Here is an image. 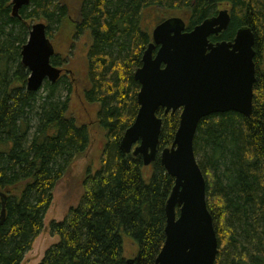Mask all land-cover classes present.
Returning a JSON list of instances; mask_svg holds the SVG:
<instances>
[{"label":"trees","instance_id":"1","mask_svg":"<svg viewBox=\"0 0 264 264\" xmlns=\"http://www.w3.org/2000/svg\"><path fill=\"white\" fill-rule=\"evenodd\" d=\"M11 1L0 0V213L1 195L5 202L0 264H22L43 227L55 185L92 142L90 128L70 112V80L45 81L40 90L30 92L29 72L21 63V48L34 20L47 23V37L63 20L72 24L67 2L29 0L14 17ZM76 4L73 38L87 33L90 40L89 83L82 97L97 105L95 124L103 139L97 167L88 165L84 170L77 202L62 220L49 224L58 241L38 264H126V239L136 247L135 264L154 262L165 241L164 208L174 185L159 156L173 142L180 110L167 115L162 108L156 112L163 123L156 159L150 165L144 166L140 155L120 150V140L139 108L140 85L134 72L151 41V28L143 23L152 13H163L157 25L174 17L170 13L181 12L191 30L222 7L228 10L230 23L211 41L232 40L242 26L254 33L252 113L228 111L202 118L193 150L205 178L207 208L218 241L215 264H264V0H80ZM51 64L58 66L60 59L53 56Z\"/></svg>","mask_w":264,"mask_h":264},{"label":"water","instance_id":"2","mask_svg":"<svg viewBox=\"0 0 264 264\" xmlns=\"http://www.w3.org/2000/svg\"><path fill=\"white\" fill-rule=\"evenodd\" d=\"M29 0H12L11 14L18 16ZM230 15L222 9L187 30L182 18L169 17L151 32V42L134 72L139 83V106L133 123L125 130L119 148L140 155L144 166L157 155L164 114L180 110L179 124L170 147L159 161L174 185L165 204V241L152 264H215L218 241L207 208L206 182L196 160L193 139L200 120L208 115L234 111L252 113L255 37L248 26L239 27L232 40L212 42L228 28ZM21 63L28 70L26 89L40 90L45 81L54 83L61 70L51 64L54 49L46 25H31L21 48ZM0 224L5 218L1 195ZM126 264H135L128 258Z\"/></svg>","mask_w":264,"mask_h":264},{"label":"rangeland","instance_id":"3","mask_svg":"<svg viewBox=\"0 0 264 264\" xmlns=\"http://www.w3.org/2000/svg\"><path fill=\"white\" fill-rule=\"evenodd\" d=\"M68 4V16L70 22L66 20L59 26L52 27L51 37H48L54 49V56L60 59V64L56 66L61 70L59 78H67L72 83V93H70V112L78 121L83 122L90 128L92 142L86 152L72 161L64 176L55 185L52 193V200L43 217V227L32 243L31 249L25 254L22 264H38L45 251L58 241L56 236L49 232V224L52 221H60L66 215L69 206L75 204L81 195V180L86 166L97 167L98 155L103 139V134L95 124L97 105L88 103L82 97L83 90L88 86L86 54L89 45V36L83 33L79 39L74 40L72 31L73 23L77 20V4L80 0H64ZM79 5V4H78ZM224 9L223 7L221 10ZM174 17L186 20V14L181 12L170 13ZM163 16V13H152L146 17L143 24L151 28L156 25V20ZM149 21V22H148ZM37 22L47 23L42 20ZM151 42V41H150ZM58 78V79H59ZM43 91H40L42 94ZM124 252L127 258H133L136 253L135 245L128 239L124 241Z\"/></svg>","mask_w":264,"mask_h":264},{"label":"flooded vegetation","instance_id":"4","mask_svg":"<svg viewBox=\"0 0 264 264\" xmlns=\"http://www.w3.org/2000/svg\"><path fill=\"white\" fill-rule=\"evenodd\" d=\"M221 33H222V32H221ZM221 33H220V34H221ZM220 34H218V35H216V36H214V37L219 38ZM217 41H222V40H221V39H217L216 41H212V42L215 43V42H217ZM228 41H229V40H228Z\"/></svg>","mask_w":264,"mask_h":264}]
</instances>
